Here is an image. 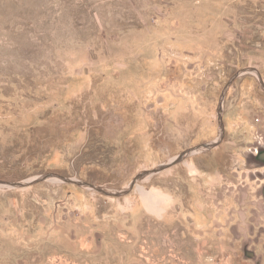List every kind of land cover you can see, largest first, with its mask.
Returning a JSON list of instances; mask_svg holds the SVG:
<instances>
[{
    "label": "rangeland",
    "instance_id": "374dc122",
    "mask_svg": "<svg viewBox=\"0 0 264 264\" xmlns=\"http://www.w3.org/2000/svg\"><path fill=\"white\" fill-rule=\"evenodd\" d=\"M255 170L264 0H0V264H251L190 184Z\"/></svg>",
    "mask_w": 264,
    "mask_h": 264
},
{
    "label": "crops",
    "instance_id": "0c3cea01",
    "mask_svg": "<svg viewBox=\"0 0 264 264\" xmlns=\"http://www.w3.org/2000/svg\"><path fill=\"white\" fill-rule=\"evenodd\" d=\"M173 165L174 164L166 168L169 170V174L173 172ZM203 170L205 171V169ZM185 186L186 191L189 190V188H187L189 186L187 183L185 184ZM252 186L253 184H251L250 182L241 183L236 181V183L225 184L219 182L218 179L201 177L190 184V194L191 197L194 195V197L198 198L197 200L200 199V201H202L203 206L202 204L198 203L200 207H206L205 213H201L199 211L197 215L200 218V227L203 228L206 226L208 230L210 228V222L230 223V220L234 218L236 220V240L248 239V244L253 245V247H250L249 250V254L253 259V262L251 264H259L260 258L256 257L257 251L254 245L256 244L257 238H259V242V240L261 241V237L264 235V227L259 221H257L256 218L259 212L261 215L263 213L262 216L264 218V187L261 190V195L258 196ZM213 201L217 206H220L225 201H231V211L236 210V218L234 213L228 215L225 214L222 210L220 214V216H223L222 218L211 219V214L209 213V210H207V207H210L211 204L209 205V202H212L213 204ZM259 208L262 209L258 210ZM195 216L196 215H194V213L190 214L189 220L191 223L197 221V218H195ZM216 232L217 237L219 235H222V237L225 236V233L221 228ZM239 243V241L238 243L236 242V245H238ZM241 259V252H236V264H240V262L242 261ZM243 260L247 262L251 261L250 258H243Z\"/></svg>",
    "mask_w": 264,
    "mask_h": 264
},
{
    "label": "water",
    "instance_id": "95a60500",
    "mask_svg": "<svg viewBox=\"0 0 264 264\" xmlns=\"http://www.w3.org/2000/svg\"><path fill=\"white\" fill-rule=\"evenodd\" d=\"M210 145H211L210 143H209V144H205V145L202 146L201 148L204 149V148H207L208 146L211 147ZM191 153H192V151H191ZM177 157H178V156H177ZM177 157L173 158V160H171L170 163H175V160L177 159ZM47 175H48V174H44L43 179L46 178ZM133 181H134V180H133ZM133 181L130 183V186H129L130 188H131V186L133 185ZM7 184H8V186H20V185H21L20 182L7 183ZM88 187L94 188V189L99 190V191H102V190H103V189L98 188V187H96V186H94V185H88ZM126 192H127V190H121V191H119L120 194H123V193H126Z\"/></svg>",
    "mask_w": 264,
    "mask_h": 264
},
{
    "label": "flooded vegetation",
    "instance_id": "af4514ba",
    "mask_svg": "<svg viewBox=\"0 0 264 264\" xmlns=\"http://www.w3.org/2000/svg\"><path fill=\"white\" fill-rule=\"evenodd\" d=\"M256 171L258 170H255L254 173H255V176H252L251 178H253V180H255L257 183H256V186H257V189H258V196L261 195V187L263 188L264 187V179H258L257 178V174H256ZM262 173V172H260ZM261 176V175H259Z\"/></svg>",
    "mask_w": 264,
    "mask_h": 264
},
{
    "label": "bare ground",
    "instance_id": "6f19581e",
    "mask_svg": "<svg viewBox=\"0 0 264 264\" xmlns=\"http://www.w3.org/2000/svg\"><path fill=\"white\" fill-rule=\"evenodd\" d=\"M196 151H192V153H195Z\"/></svg>",
    "mask_w": 264,
    "mask_h": 264
}]
</instances>
